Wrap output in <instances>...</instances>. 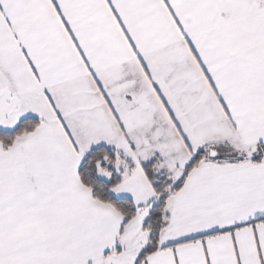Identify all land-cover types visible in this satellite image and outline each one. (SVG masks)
Listing matches in <instances>:
<instances>
[{"label": "snow or ice", "instance_id": "1", "mask_svg": "<svg viewBox=\"0 0 264 264\" xmlns=\"http://www.w3.org/2000/svg\"><path fill=\"white\" fill-rule=\"evenodd\" d=\"M0 264H264V0H0Z\"/></svg>", "mask_w": 264, "mask_h": 264}]
</instances>
